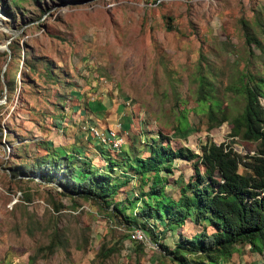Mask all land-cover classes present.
Segmentation results:
<instances>
[{"label": "rangeland", "instance_id": "rangeland-1", "mask_svg": "<svg viewBox=\"0 0 264 264\" xmlns=\"http://www.w3.org/2000/svg\"><path fill=\"white\" fill-rule=\"evenodd\" d=\"M246 32L264 44V0H0V264H175L147 237L127 238L139 226L107 217L91 198L61 193L60 173L41 180L30 166L40 157L74 156L101 170L107 156L119 163L129 147L147 155L155 131L172 148L198 152L209 138L251 151L253 143L228 136L230 119L207 128L195 102L203 70L229 114L241 109L228 86L242 70L264 76V55L246 42ZM18 73L36 84L19 82ZM104 89L129 102L134 139L116 152L81 127L92 124L78 113L77 96L82 102ZM118 166L112 175L123 174ZM171 169L170 182L191 173L182 159ZM134 180L113 200L133 196L127 187ZM171 185L165 190L175 195ZM196 229L188 221L165 229L162 242L171 246ZM100 246L115 249L101 262ZM238 247L223 264H264V251Z\"/></svg>", "mask_w": 264, "mask_h": 264}, {"label": "trees", "instance_id": "trees-1", "mask_svg": "<svg viewBox=\"0 0 264 264\" xmlns=\"http://www.w3.org/2000/svg\"><path fill=\"white\" fill-rule=\"evenodd\" d=\"M245 40L255 44L264 55L261 40L247 32ZM201 72L195 102L205 111L207 128L230 119L228 136L253 143L251 151L240 154L229 144L216 143L209 138L199 146L198 152L186 146L172 148L169 138L155 131L158 139L151 137L153 142L146 146L147 155L131 154L129 147L123 151L119 163L107 156L101 170L88 157L77 160L74 156L54 155L40 157L30 167L37 169L41 180L60 173L56 183L61 193L91 198L105 207L107 217H114L128 228L139 226L144 236L175 264L190 261L223 264L229 261L237 244L240 247L247 244L250 252L261 254L264 251V106L260 99H264V76L249 70L238 72L228 87L242 99V106L236 114L230 115L227 106L215 95V86L203 70ZM23 76L17 74L19 82L36 84L29 83ZM100 156H104L101 150ZM174 159L189 162L191 173L186 178L179 175L170 182L166 175L172 172ZM117 164L123 173L120 176L112 175ZM23 171L25 173V170L19 172ZM133 178L135 184L132 182L127 188L133 190L134 195L113 200L118 189L131 183ZM170 183L176 187L175 195L165 190ZM55 209L57 211V207ZM126 209L130 211L127 213ZM148 220H155V224L149 225ZM186 221L199 229L191 235L181 234L171 246L162 242L165 229L172 230L173 226H182ZM208 226L210 232L206 231ZM57 235L55 230L54 237ZM53 246L50 242L47 248L51 250ZM114 250L100 246L99 261Z\"/></svg>", "mask_w": 264, "mask_h": 264}, {"label": "crops", "instance_id": "crops-1", "mask_svg": "<svg viewBox=\"0 0 264 264\" xmlns=\"http://www.w3.org/2000/svg\"><path fill=\"white\" fill-rule=\"evenodd\" d=\"M97 93H99V90L92 93L94 96H84L82 102H80L78 96L76 97V99H78V113H80L81 122L83 120L88 121L96 125L100 130L113 128L119 123L121 131L127 135L125 138L126 146H132V139H134V136L128 137V133L133 131V124L130 120L131 115L128 113V100L121 95L115 94L114 91L108 93L106 89L103 91L100 90L99 96L96 95ZM70 113L67 114L69 115ZM66 126H69V124L67 123Z\"/></svg>", "mask_w": 264, "mask_h": 264}, {"label": "built area", "instance_id": "built-area-1", "mask_svg": "<svg viewBox=\"0 0 264 264\" xmlns=\"http://www.w3.org/2000/svg\"><path fill=\"white\" fill-rule=\"evenodd\" d=\"M81 127L92 131L90 133L92 137L97 139L98 142L103 145V147L111 148L115 152L120 149L121 144L125 141L126 135L121 131V126H119V124H116V126L113 128H106L104 130H100L96 125L93 124H82ZM143 237L144 234L140 228H134L129 233V238L132 240L141 239Z\"/></svg>", "mask_w": 264, "mask_h": 264}, {"label": "bare ground", "instance_id": "bare-ground-1", "mask_svg": "<svg viewBox=\"0 0 264 264\" xmlns=\"http://www.w3.org/2000/svg\"><path fill=\"white\" fill-rule=\"evenodd\" d=\"M1 48V47H0Z\"/></svg>", "mask_w": 264, "mask_h": 264}]
</instances>
